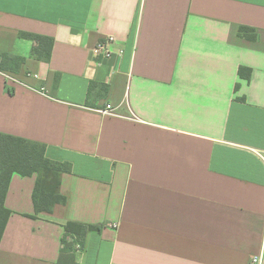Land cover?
I'll return each mask as SVG.
<instances>
[{
  "label": "crops",
  "instance_id": "obj_1",
  "mask_svg": "<svg viewBox=\"0 0 264 264\" xmlns=\"http://www.w3.org/2000/svg\"><path fill=\"white\" fill-rule=\"evenodd\" d=\"M21 32L52 37L51 59ZM110 35L113 55L96 56ZM2 53L26 62L0 68V132L71 171L66 202L37 216V175L12 176L0 264H61L68 221L102 225L78 264H248L262 250L264 0H0Z\"/></svg>",
  "mask_w": 264,
  "mask_h": 264
},
{
  "label": "trees",
  "instance_id": "obj_2",
  "mask_svg": "<svg viewBox=\"0 0 264 264\" xmlns=\"http://www.w3.org/2000/svg\"><path fill=\"white\" fill-rule=\"evenodd\" d=\"M241 34L250 39L256 38L249 27H241ZM21 36L38 42L35 54L39 59L45 61L51 59L54 45L52 37L27 32H21ZM1 57L0 68L5 72L19 73L26 62L25 57L9 53H2ZM94 86L96 83L92 82L90 88ZM46 150L47 145L44 143L0 132V243L12 213V210L6 206L5 199L11 178L15 173L22 176L37 175L33 192L35 216L41 213H51L57 204L66 202V197L60 191L61 176L71 171V164L50 159L46 155ZM64 228L63 248L59 262L78 264L75 246L84 247L88 234L101 231L102 225L68 221ZM70 237L73 241L69 240Z\"/></svg>",
  "mask_w": 264,
  "mask_h": 264
},
{
  "label": "built area",
  "instance_id": "obj_3",
  "mask_svg": "<svg viewBox=\"0 0 264 264\" xmlns=\"http://www.w3.org/2000/svg\"><path fill=\"white\" fill-rule=\"evenodd\" d=\"M115 41L116 38L112 35L99 40L94 48L95 55L102 56L103 58L111 57L114 53L113 45ZM9 78L13 79L12 76H9ZM114 110L115 108L112 106V104H106L104 107H100L98 109L99 112L104 114H113ZM256 153L264 162V150H257ZM77 246L80 248L79 245ZM248 264H264V245L259 253L251 256Z\"/></svg>",
  "mask_w": 264,
  "mask_h": 264
}]
</instances>
